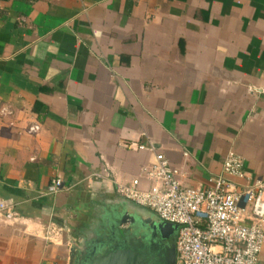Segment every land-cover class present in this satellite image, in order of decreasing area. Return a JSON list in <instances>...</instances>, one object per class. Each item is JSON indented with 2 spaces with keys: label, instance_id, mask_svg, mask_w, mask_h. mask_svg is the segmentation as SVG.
<instances>
[{
  "label": "crops",
  "instance_id": "0c3cea01",
  "mask_svg": "<svg viewBox=\"0 0 264 264\" xmlns=\"http://www.w3.org/2000/svg\"><path fill=\"white\" fill-rule=\"evenodd\" d=\"M232 151L264 180V0H0V264H75L156 152L196 186Z\"/></svg>",
  "mask_w": 264,
  "mask_h": 264
},
{
  "label": "built area",
  "instance_id": "2783aa9c",
  "mask_svg": "<svg viewBox=\"0 0 264 264\" xmlns=\"http://www.w3.org/2000/svg\"><path fill=\"white\" fill-rule=\"evenodd\" d=\"M244 165V158L232 151L223 173L211 177L208 185L186 186L180 170L156 152L144 173L131 184H118L117 191L180 226L176 264H259L264 248V180L240 183L246 179ZM63 188L59 178L46 192L57 194ZM0 218H18L11 202L0 201Z\"/></svg>",
  "mask_w": 264,
  "mask_h": 264
},
{
  "label": "water",
  "instance_id": "95a60500",
  "mask_svg": "<svg viewBox=\"0 0 264 264\" xmlns=\"http://www.w3.org/2000/svg\"><path fill=\"white\" fill-rule=\"evenodd\" d=\"M133 205L138 206L141 212H146L147 215L134 209ZM113 216L119 219V232L123 235L128 230L127 227H123L125 224L145 228L150 237L151 245L141 249L134 245H126L107 253L104 257L96 258L90 264H176L177 237L180 229L178 224L163 221L155 212L127 199L117 206ZM111 219L112 217H109L106 220L108 225ZM101 237H103V233L93 232L81 242L79 257L82 260L86 250L93 247L94 242Z\"/></svg>",
  "mask_w": 264,
  "mask_h": 264
},
{
  "label": "flooded vegetation",
  "instance_id": "af4514ba",
  "mask_svg": "<svg viewBox=\"0 0 264 264\" xmlns=\"http://www.w3.org/2000/svg\"><path fill=\"white\" fill-rule=\"evenodd\" d=\"M112 217L109 225L106 223V231L103 237L94 242V246L86 250L82 258L79 256L75 260V264H90L98 257H104L107 253L122 248L126 245H134L138 248H146L151 245L150 237L147 230L140 226H131L127 224L128 230L125 235L119 232V219Z\"/></svg>",
  "mask_w": 264,
  "mask_h": 264
},
{
  "label": "rangeland",
  "instance_id": "374dc122",
  "mask_svg": "<svg viewBox=\"0 0 264 264\" xmlns=\"http://www.w3.org/2000/svg\"><path fill=\"white\" fill-rule=\"evenodd\" d=\"M134 209H136V210H140V208L138 207V206H136V205H133L132 206ZM148 209V208H147ZM148 210H150V209H148ZM150 211H152V210H150ZM140 212H141V210H140ZM141 213H143V214H145V215H147V213L146 212H141ZM149 236V235H148Z\"/></svg>",
  "mask_w": 264,
  "mask_h": 264
}]
</instances>
